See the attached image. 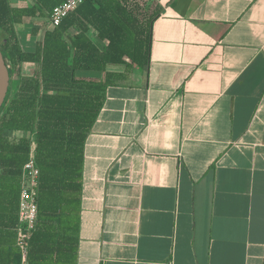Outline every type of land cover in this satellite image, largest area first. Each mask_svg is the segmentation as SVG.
Returning a JSON list of instances; mask_svg holds the SVG:
<instances>
[{
  "label": "crops",
  "instance_id": "0c3cea01",
  "mask_svg": "<svg viewBox=\"0 0 264 264\" xmlns=\"http://www.w3.org/2000/svg\"><path fill=\"white\" fill-rule=\"evenodd\" d=\"M119 1L136 20V50L150 34V60L106 65L113 84L84 144L76 207L46 225L35 264H264V0ZM79 22L66 40L86 30L105 55L109 41ZM52 28L25 18L23 51ZM37 69L24 63L22 75ZM18 190L0 198V264H28Z\"/></svg>",
  "mask_w": 264,
  "mask_h": 264
},
{
  "label": "trees",
  "instance_id": "16d2710c",
  "mask_svg": "<svg viewBox=\"0 0 264 264\" xmlns=\"http://www.w3.org/2000/svg\"><path fill=\"white\" fill-rule=\"evenodd\" d=\"M33 1L31 7L13 8L9 0H0V48L10 72L8 95L0 111V198L3 194L12 200L17 195L33 143L40 170L38 221L29 242L28 264H35L34 246L42 240L46 225L54 221L64 225L66 209L76 207L84 144L113 84L106 65L125 64L126 58L132 64L145 65L151 55L150 34L145 50L134 48L132 28L137 23L119 0L86 2L60 26L48 30L35 53H26L16 27L27 17L50 18L53 9L66 0ZM81 19L109 41L105 55H99L86 30L71 43L66 40L70 28ZM24 63L38 66L33 76L22 75ZM77 71L105 72L106 77L103 82L79 80ZM9 132L23 136L12 138Z\"/></svg>",
  "mask_w": 264,
  "mask_h": 264
},
{
  "label": "built area",
  "instance_id": "2783aa9c",
  "mask_svg": "<svg viewBox=\"0 0 264 264\" xmlns=\"http://www.w3.org/2000/svg\"><path fill=\"white\" fill-rule=\"evenodd\" d=\"M90 0H66L56 6L50 15V25L58 27L80 6ZM35 144H32L30 158L24 165L21 177V197L19 203V223L17 245L24 261L27 260L29 242L38 221L37 188L39 186L40 170L35 161ZM172 264V263H168Z\"/></svg>",
  "mask_w": 264,
  "mask_h": 264
},
{
  "label": "water",
  "instance_id": "95a60500",
  "mask_svg": "<svg viewBox=\"0 0 264 264\" xmlns=\"http://www.w3.org/2000/svg\"><path fill=\"white\" fill-rule=\"evenodd\" d=\"M10 87V72L0 48V111L5 103Z\"/></svg>",
  "mask_w": 264,
  "mask_h": 264
},
{
  "label": "rangeland",
  "instance_id": "374dc122",
  "mask_svg": "<svg viewBox=\"0 0 264 264\" xmlns=\"http://www.w3.org/2000/svg\"><path fill=\"white\" fill-rule=\"evenodd\" d=\"M9 136L12 137V138H17V137H16L17 135L14 134V133H9Z\"/></svg>",
  "mask_w": 264,
  "mask_h": 264
}]
</instances>
